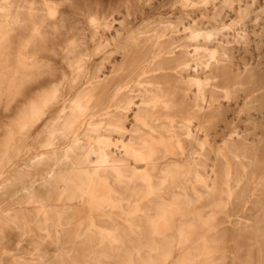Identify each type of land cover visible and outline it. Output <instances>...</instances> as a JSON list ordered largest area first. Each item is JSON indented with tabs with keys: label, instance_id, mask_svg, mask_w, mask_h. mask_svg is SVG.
Wrapping results in <instances>:
<instances>
[{
	"label": "bare ground",
	"instance_id": "obj_1",
	"mask_svg": "<svg viewBox=\"0 0 264 264\" xmlns=\"http://www.w3.org/2000/svg\"><path fill=\"white\" fill-rule=\"evenodd\" d=\"M0 41L12 57L9 65L0 56V99L9 85L15 88L9 103L23 89L35 90L25 108L3 112L8 124L23 133L35 117L40 122L45 110L57 109L32 139L35 151L6 176L28 137L19 145L13 129L0 134V238L14 228L31 240L23 208L37 206L33 223L54 228V235L36 237L37 244L60 240L67 222L53 221L48 201L87 195L89 210L98 212L89 232L98 235L79 244L102 249L96 264H110L116 246L128 257L118 264H133L134 256L138 264H169L173 236L145 239L144 222L165 226L174 204L190 209L203 202L230 221L238 202L247 203L253 192L264 196L258 171L264 138L251 141L234 129L237 136L216 154L221 171L216 162L207 171L208 141L195 137L217 128L221 99L248 115L245 132L264 137V0H0ZM100 200L109 202L108 211L96 205ZM256 208L264 214L263 203ZM216 215L204 221L202 247L185 264H199L204 249L223 240L211 235ZM258 217L255 242L263 254L264 219ZM98 218L116 228L99 226ZM230 222L239 230L246 224ZM187 223L178 224L180 246L191 237ZM34 258L43 261V253Z\"/></svg>",
	"mask_w": 264,
	"mask_h": 264
},
{
	"label": "rangeland",
	"instance_id": "obj_2",
	"mask_svg": "<svg viewBox=\"0 0 264 264\" xmlns=\"http://www.w3.org/2000/svg\"><path fill=\"white\" fill-rule=\"evenodd\" d=\"M227 25L233 26L231 24V21H227ZM7 48H8L7 45H4L0 41V56L2 57L4 56L7 59L6 62L10 65L12 63L11 61L12 57L8 55L9 50H7ZM33 61L39 64L43 63L40 60V58H38L37 56H35ZM13 89H15L14 85L12 86L9 85L8 87H4L2 91V97L0 99V134L1 132L3 133L10 132V130L13 129L15 134L14 138L18 137L16 139L19 145H23L24 137L25 140L28 137L27 139L28 142H26L23 153L15 157V158L18 157L17 159H15L14 161L15 163L14 162L11 163L6 168V174L4 176L12 173L16 164H19L21 160L27 157L30 152L35 151V149L32 148V139L37 135L39 131L42 130V128L49 121L54 119L53 117L57 113V109H54L51 112L45 110L44 112L46 113L45 114L46 117H43V119L40 122L37 121L38 116L35 117L34 122L31 121L29 123V126L27 127L29 129L28 130L25 129L26 131L23 130L22 133L19 127L17 126L13 127L12 125L8 124L9 122H7V120L4 119L3 117L4 115L3 112L9 107L14 108L15 110L25 108L24 99L26 97H33L35 90H32L33 88H25L20 91V96L13 103H9L10 101L8 100V98L9 95L13 93ZM74 96L75 94L71 98H74ZM220 102H221V106L223 104L224 105L222 106V115H221L222 117L220 116L219 119L221 121H219V123L217 124L218 129L216 128L215 130L212 129L207 133L205 132L206 135L204 134L203 131H198L195 133L196 138L202 137V139L206 138L208 141L207 156L209 160L205 162L206 163L205 170L207 171L211 170L210 167H212L213 164H215V162H216L217 170L221 171L222 163L219 160H217L218 155L216 154L218 149L220 150L224 147L223 146L224 142L228 140L230 136L231 137L235 135L237 136V133L239 132L238 133L239 135H245L251 141L258 139V137L264 138L263 136H260L261 134H259L255 138V135L249 132H245L247 128H251V125L249 124L250 121L248 119L249 117L247 114L240 113L234 101L233 102L230 101V103H228L226 100L223 101V99H221ZM223 108L225 109V111ZM10 113L11 114L13 113V109L10 111ZM232 113L234 115H232ZM194 122H195L194 125L196 126L197 121ZM232 122L238 125L235 124L236 125L235 127V125H233L234 123ZM231 123L232 126L234 127L231 126ZM35 124L38 125L36 126ZM31 125H34V129L29 134ZM238 127H240L241 129ZM234 129L236 131L238 130L237 133H235ZM214 132H216V134ZM203 136H205V138ZM112 138H114L115 141L118 139V137H112ZM184 144L189 149L192 146L190 142H185ZM13 153L14 152L12 151V154ZM172 158L177 159V157L175 156H172ZM261 159L264 161V148L262 150ZM258 171L260 173H264V165H260ZM192 181L196 183L194 178H192ZM258 197L259 196H256V194L253 192L250 195L247 203L238 202L235 205V210L232 213V217L230 221H234L237 219L243 220V222H245L246 224H244L240 230L237 229L236 226H232L231 222L227 220L225 215L223 214L218 215L217 209H215L214 206H211L212 208L207 207V205L205 204L206 202H203V204L194 203L192 205L193 208L190 209H182L180 204H174L173 206L170 207L167 216V223L165 226H159L157 224L148 226L146 222H144L143 225L141 226L142 234L144 235L145 239H151L153 238V236H155L156 240H162L166 236H173L174 238L173 257L169 261V264H174L176 261H179L178 264H185L187 261L190 260L192 255L195 254L194 248L200 249L202 247L197 244V239L200 235L204 233L206 229V227L203 224L204 221L208 216L212 215V213H216L217 215L213 220V224H215L216 231L211 232V235H217V238H223V240L221 242L211 244L209 247L205 248L204 250L206 251V254L200 258L199 264H233V263L234 264H264V252L263 254H260L259 248L255 242L256 218L259 216L262 219H264V214H262L259 208L258 209L256 208V204L258 203L264 204V196H260L259 197L260 199L257 200ZM57 201L59 200L57 199L55 200V198L51 201H48V208L52 210L50 213H48V215L52 216L51 218L53 219V221H57L58 217L59 218L64 217L65 222H67V226L63 228V233L60 234L61 239L55 241L53 238L49 239L46 237L42 243L37 244L38 239H36V237L41 238L46 235H54V228L45 227L43 229L37 224L33 223V219L35 215L34 213L38 208L37 206H26L23 208V215H24L23 217L24 219L26 218L27 223L30 224L29 231H31L32 233L31 235L32 238L30 240L28 237L22 236L23 233L19 229L7 228L5 233L3 234V238H0V264H96L95 261L97 259H102L97 255L95 256V254H97L98 252L100 253V251L102 250L101 248L99 249L92 248L89 245L83 248V246L79 244V242L84 238L91 237L93 239H97L98 234L95 231L94 233L89 232L90 227L88 225L89 223L88 221L90 220V218L96 215L97 212L96 210H94L93 212L92 210H89V205L92 204L91 198L86 195L83 198L79 196L78 197L75 196L70 199L65 198L60 200L59 202ZM96 205H101L102 208H105V210L107 211L110 208V204L106 200L105 202H103V200H100L96 203ZM121 212H122L121 210H116L114 215V220L119 223L122 222ZM210 212L212 213L210 214ZM196 215H198L199 218ZM151 217L153 218V222L159 220V217H157V215H153ZM194 219L196 220V225H194L193 227H189L187 224ZM98 220H99L98 222L99 226L105 227L106 229L116 228L115 227L116 225L108 224L106 221L101 220V218H98ZM182 220H184L186 223L188 222L187 224H185L184 228L187 231H189L191 237L186 243L180 246L179 245L180 233L178 229V224ZM200 222H202L203 225ZM98 227H95V229L99 231H103L102 228L100 229V227L99 228ZM118 228H120L121 230L128 229V227L124 224H120ZM104 233L106 236L108 235V232L104 231ZM33 234L35 235L33 236ZM259 241L263 242V247H264V234L260 237ZM36 252L43 253V259H44L43 261L34 258L37 256ZM108 261L110 264L126 263L128 261V257L125 255L124 251L120 247L116 246L115 249L109 254ZM132 261L133 264H138V258L136 256L132 258Z\"/></svg>",
	"mask_w": 264,
	"mask_h": 264
}]
</instances>
